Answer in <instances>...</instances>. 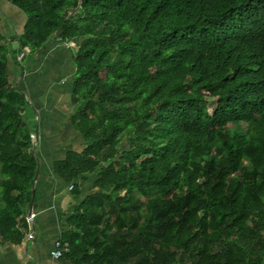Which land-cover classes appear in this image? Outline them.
I'll return each instance as SVG.
<instances>
[{
	"label": "trees",
	"instance_id": "16d2710c",
	"mask_svg": "<svg viewBox=\"0 0 264 264\" xmlns=\"http://www.w3.org/2000/svg\"><path fill=\"white\" fill-rule=\"evenodd\" d=\"M7 1L27 22L0 31V244L24 240L37 171L9 57L57 40L86 147L56 172L99 189L58 263L264 264V0Z\"/></svg>",
	"mask_w": 264,
	"mask_h": 264
},
{
	"label": "crops",
	"instance_id": "0c3cea01",
	"mask_svg": "<svg viewBox=\"0 0 264 264\" xmlns=\"http://www.w3.org/2000/svg\"><path fill=\"white\" fill-rule=\"evenodd\" d=\"M0 20L7 41L21 35L27 22L25 14L7 0H0ZM9 43L18 50L16 41ZM74 50L68 42L54 40L20 61L9 57V80L27 102L23 115L33 132L37 171L31 203L24 209L29 229L22 243L0 244V264H59L53 257L56 241L70 229L69 219L82 201L99 191L98 171L73 183L56 172L70 153H82L86 147L74 125Z\"/></svg>",
	"mask_w": 264,
	"mask_h": 264
},
{
	"label": "built area",
	"instance_id": "2783aa9c",
	"mask_svg": "<svg viewBox=\"0 0 264 264\" xmlns=\"http://www.w3.org/2000/svg\"><path fill=\"white\" fill-rule=\"evenodd\" d=\"M70 189H73V186L70 187ZM34 216H32L31 218H33ZM62 249H61V243L59 241H56L55 243V251L53 254L54 259L59 260L62 256Z\"/></svg>",
	"mask_w": 264,
	"mask_h": 264
},
{
	"label": "clouds",
	"instance_id": "9594fccd",
	"mask_svg": "<svg viewBox=\"0 0 264 264\" xmlns=\"http://www.w3.org/2000/svg\"><path fill=\"white\" fill-rule=\"evenodd\" d=\"M65 43V42H64ZM69 44V43H68Z\"/></svg>",
	"mask_w": 264,
	"mask_h": 264
},
{
	"label": "rangeland",
	"instance_id": "374dc122",
	"mask_svg": "<svg viewBox=\"0 0 264 264\" xmlns=\"http://www.w3.org/2000/svg\"><path fill=\"white\" fill-rule=\"evenodd\" d=\"M25 62H26V60H25Z\"/></svg>",
	"mask_w": 264,
	"mask_h": 264
},
{
	"label": "water",
	"instance_id": "95a60500",
	"mask_svg": "<svg viewBox=\"0 0 264 264\" xmlns=\"http://www.w3.org/2000/svg\"><path fill=\"white\" fill-rule=\"evenodd\" d=\"M31 219V218H30Z\"/></svg>",
	"mask_w": 264,
	"mask_h": 264
}]
</instances>
